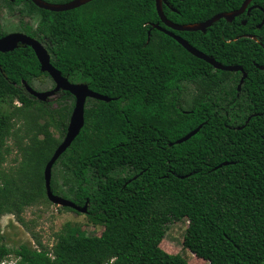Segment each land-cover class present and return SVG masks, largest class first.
<instances>
[{
    "label": "trees",
    "instance_id": "obj_1",
    "mask_svg": "<svg viewBox=\"0 0 264 264\" xmlns=\"http://www.w3.org/2000/svg\"><path fill=\"white\" fill-rule=\"evenodd\" d=\"M13 1L0 0V38L11 33L1 15L23 3L37 24L16 32L43 43L71 82L113 100L88 99L84 128L53 167L70 168L74 188L59 193L52 173L53 192L87 204V219L102 233L66 224L52 246L34 234V246L9 247L1 218L24 223L27 207L51 203L44 168L66 135L75 97L61 91L55 102L39 101L23 84L49 78L33 49L0 52V170L11 152L7 137L20 157L0 172V264H188L160 247L169 225L183 219L184 247L197 257L264 264V69L257 67L264 66V25L257 27L264 0L206 33L175 32L218 62L242 66L241 90V72L215 69L153 27H165L155 0H92L63 12ZM243 1L167 0L163 10L174 23L192 24ZM190 86L195 96L185 108ZM10 109L21 112L19 127Z\"/></svg>",
    "mask_w": 264,
    "mask_h": 264
},
{
    "label": "water",
    "instance_id": "obj_2",
    "mask_svg": "<svg viewBox=\"0 0 264 264\" xmlns=\"http://www.w3.org/2000/svg\"><path fill=\"white\" fill-rule=\"evenodd\" d=\"M37 7L52 11V12H63L69 11L78 7H81L92 0H71L64 3H50L45 0H31ZM156 1V8L158 15L161 19V22L165 25V27H161L158 24L154 25L153 27L162 31L166 35L175 39L180 45H182L189 53L194 55L195 57L204 60L205 62L209 63L217 70L223 71H230V72H242V77L240 79V83L238 85V90H241V86L244 83L245 79L247 78V73L244 71L242 66L238 65H224L211 56L205 54L204 52L200 51L193 45H191L186 39L177 35L175 32H197L201 31L203 33L207 32V29L210 28L214 23L218 22L221 19H225L228 22H234L236 17L241 16L246 11L249 13L252 7L249 5L252 3L253 0H244L241 7L237 10L231 12H221L210 19L199 22V23H192V24H178L170 21L163 10V5L167 4V0H155ZM246 22H244L245 24ZM264 25V18L263 21L257 25L258 28H261ZM251 39L256 41L257 38L255 36H248ZM20 46L23 47H30L33 49L41 67V71L45 72L49 75V78L53 81L54 87L47 91H39L34 87L30 86L28 83L23 82L26 90L32 96L37 98L39 101L48 102L54 97H58L61 91L69 92L71 95L75 97V105L72 110L69 124L67 127L66 135L63 138L62 142L58 145L54 154L52 155L51 159L48 161L44 168V181H45V188H46V196L48 200L60 207H68L78 211L80 213H86L88 210L87 204L83 207L77 205L74 201L67 199L63 196L57 195L52 190V173L53 167L57 160L62 156L64 152H66L75 141V139L80 135L82 129L85 126V109L86 104L89 98H93L96 100L110 102L113 100L112 98L103 95L101 93L95 92L90 89L87 83H74L69 80L68 77L63 76L62 72L58 70L51 62V55L49 51L36 38H33L23 32H11L7 35L0 38V52L7 53L14 51L15 49L19 48ZM260 69H264V66L257 65ZM202 125L182 137L181 139L177 140L176 144H181L183 142L188 141L191 137L196 135Z\"/></svg>",
    "mask_w": 264,
    "mask_h": 264
},
{
    "label": "rangeland",
    "instance_id": "obj_3",
    "mask_svg": "<svg viewBox=\"0 0 264 264\" xmlns=\"http://www.w3.org/2000/svg\"><path fill=\"white\" fill-rule=\"evenodd\" d=\"M9 15L10 14L1 15L2 23L6 31L16 32L18 28L16 27L14 19H12ZM35 21L37 24L36 19ZM33 86L39 91H47L53 87V81L50 78H44L43 81L34 80ZM194 96L195 91L193 86H190L186 96L185 108H189L191 106ZM57 99H59V96L52 98L54 102ZM16 106L19 107L20 104L16 102ZM10 112L13 113L12 124L14 128L19 127L21 125L19 122L21 112L14 109H10ZM55 134L57 135L56 131ZM6 145L11 148V152L7 155V160L3 163L0 172H4L14 166V159H20L15 151V148H13L12 138H6ZM70 170V168L66 167L61 162L57 164L53 170V180L55 182L56 190L59 193L68 194L69 190L73 189L75 186V180ZM22 217L24 219V223H21L14 215L11 214H7L1 218L2 230L6 237L5 242L9 247L15 248L22 243H29L34 246V234L40 236L44 244L52 246L55 241V234L61 231L66 224L78 226L88 235L99 236L103 231V227L95 226L87 219L86 213L68 211L62 209V207L58 205H54L46 201L27 207L24 210ZM188 223L187 219L172 222L169 225L166 236L162 240L160 247L169 254L182 256L188 264H210L208 261L197 257L190 250L184 247V238Z\"/></svg>",
    "mask_w": 264,
    "mask_h": 264
},
{
    "label": "flooded vegetation",
    "instance_id": "obj_4",
    "mask_svg": "<svg viewBox=\"0 0 264 264\" xmlns=\"http://www.w3.org/2000/svg\"><path fill=\"white\" fill-rule=\"evenodd\" d=\"M11 1L14 2L13 0H11ZM45 1L50 2V3H64V2H68V1H65V0H45ZM249 7H252V9H253V8L257 7V6L256 5H253L251 3L249 5ZM9 16L12 19H14L17 28H20V27H28V26H35L36 25L35 18L32 17V16H29L27 14L26 6L23 3H21V4H15L13 13L10 14ZM241 77H242V75H241Z\"/></svg>",
    "mask_w": 264,
    "mask_h": 264
}]
</instances>
